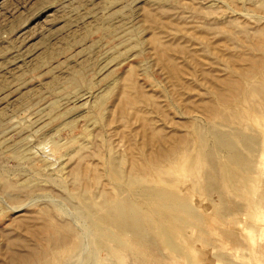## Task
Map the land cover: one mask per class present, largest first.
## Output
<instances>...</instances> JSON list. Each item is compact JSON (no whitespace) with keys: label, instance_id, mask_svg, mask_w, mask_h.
I'll use <instances>...</instances> for the list:
<instances>
[{"label":"rangeland","instance_id":"374dc122","mask_svg":"<svg viewBox=\"0 0 264 264\" xmlns=\"http://www.w3.org/2000/svg\"><path fill=\"white\" fill-rule=\"evenodd\" d=\"M263 33L264 0H0V264L25 247L38 252L48 224L71 228V240L81 243L61 264H264L262 72L242 89L250 94L257 85L262 93L229 116L257 136L258 174L237 177L218 165L226 172L222 189L239 209L235 217H213L216 198L211 206L201 201L198 214L208 224L187 229L186 241L164 229L148 250L158 256L150 263L119 244L95 248L91 213L77 196L97 202L109 194V160L132 174L133 163L176 143L185 149L164 163L179 159L168 174L189 175L193 163L182 159L200 138L213 144L209 130L229 113L211 119L207 111L227 94L222 80H236L228 75L235 65L246 69L248 57L264 56L252 47L264 45ZM52 246L45 260L67 241Z\"/></svg>","mask_w":264,"mask_h":264},{"label":"bare ground","instance_id":"6f19581e","mask_svg":"<svg viewBox=\"0 0 264 264\" xmlns=\"http://www.w3.org/2000/svg\"><path fill=\"white\" fill-rule=\"evenodd\" d=\"M252 47L259 50L263 49L264 51L263 44L258 45L255 43ZM257 59L255 60L252 57H248L246 69H242L240 64L235 65L231 71V75L228 76L237 75L236 80L230 81L229 77L222 80L221 84L225 86L227 94H224V96L217 101L214 108H209L207 111L211 119L216 118L215 116L220 115L222 110L228 108L229 113L223 118L221 124H216L209 130V135H213V137H211L214 138L213 144H209L202 136L203 138H200L196 144L190 148L192 154L182 159L184 162L188 161V164L193 163L191 164L192 168L190 167V171L185 173V175H189L184 176L183 179H176L174 176L168 174L169 171L178 164L179 159H173L171 163H164L168 161L169 157L185 149L183 145L176 143L162 150L158 153L159 155L148 159L140 166L137 162L133 163L132 174H124L120 171V167L116 162L109 160L108 180L113 183H111L112 189L109 192L110 195L104 193V195L102 193L98 194L100 199L97 202L90 195L87 196L83 192L77 193L81 205L91 213L88 220L89 227L94 233L93 244L95 248L100 249L101 247H106L107 249L109 246L116 247L117 244H119L123 246L122 249L128 256L134 254L138 256L139 259L146 258L151 263L153 260L158 259V256H156V254L153 255V253L151 254L152 258H150L148 250L154 249L158 245L157 239L158 237L164 236V229L170 228L174 230L173 232L183 237L186 241L188 240L186 235L187 229H192L196 232L204 222L208 224L207 217H202L203 219H201L198 214L197 208L201 207L202 202L205 206H211L213 205V199L216 198L218 201L216 204L218 206V211L216 210L215 214L212 213L213 217L224 215L227 211L233 213L232 215L234 216L235 213L239 211L238 207L233 208L234 205L231 204L230 194L222 189L220 181L222 180V183H227L224 178L226 172H219L218 165L224 162L223 164H225L226 167H229L236 173L238 172L237 175L234 174L237 177L241 172L248 173L253 172L252 170L255 171V169H252V165L255 161L253 156L258 149H260L257 148L259 146L255 144L258 142H255L257 136L253 135V131L251 132L249 130L250 125L241 123L239 119L233 124L229 116L233 113L236 114V112L240 110L239 107L245 101L251 100L252 94H260L263 91L261 87L257 85L251 88L252 91L250 94L242 91L245 84L252 81L253 76L255 77L261 74V72L263 73L262 76H264V56L257 57ZM80 72L81 69L75 71L76 75ZM74 75L73 73L71 77ZM76 79L78 78L76 77ZM219 87L217 84L213 87L215 94L219 93ZM238 94H240L239 97H237ZM238 99L239 101H237ZM263 108L264 106L261 109ZM253 122L256 123L257 121ZM251 125L253 129L255 124L252 123ZM243 132H246V134ZM208 138L209 141L212 139L209 136ZM157 169L162 171L159 175H154V171ZM255 172H257V169ZM255 172L253 173L258 174ZM233 173L230 172V174ZM221 174L222 176L219 177ZM250 177L251 176H249V178ZM145 178L149 180L143 182L142 180H145ZM251 178L253 179V176ZM263 182H261V187L264 191ZM261 187L259 185L257 189ZM234 188L238 189L239 187L237 185V187ZM230 189H232V192L234 190V193H236L235 189L231 187ZM260 191L259 189L258 192ZM213 194H215L216 197L212 196ZM98 211L100 213L96 214ZM217 219L215 220L218 221ZM45 228L46 225L42 227V230H39L38 234H34V237L40 238ZM47 228L46 235L42 237L43 239H47V242L41 246L40 250L38 249V252L32 251L33 249L29 251V248L25 247L28 250H23L26 252H24L23 255H18L19 253L15 255L12 253L15 256L13 257V255H10V258L13 257L11 264H61L59 258H62L61 255L65 253V251L70 252L79 250L81 243H78L79 240H71V238H73L70 231L71 228L64 227L66 230H61L60 232L58 230L62 229V225L48 224ZM51 241H53L54 244ZM65 241H67L66 249L58 251L51 259L45 260L47 252L52 245H54V247L56 246V249H59L62 248L61 245L64 244ZM86 261L88 264L89 260L87 259ZM76 262H74V264ZM71 264H73V262H71Z\"/></svg>","mask_w":264,"mask_h":264}]
</instances>
